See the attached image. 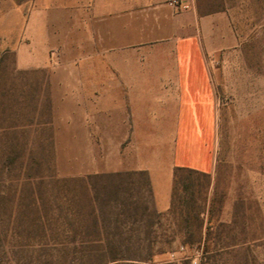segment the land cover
I'll return each mask as SVG.
<instances>
[{
  "label": "rangeland",
  "instance_id": "1",
  "mask_svg": "<svg viewBox=\"0 0 264 264\" xmlns=\"http://www.w3.org/2000/svg\"><path fill=\"white\" fill-rule=\"evenodd\" d=\"M196 2L202 14L227 13L236 43L207 58L217 106L213 174L177 172L164 214L142 175H84L116 147L86 146L63 121L55 129L51 93L25 89L16 51L3 50L0 36V264H94L113 252L145 261L133 264H264V0ZM35 3L0 0V16L18 8L27 16ZM20 39L6 28V44Z\"/></svg>",
  "mask_w": 264,
  "mask_h": 264
},
{
  "label": "crops",
  "instance_id": "2",
  "mask_svg": "<svg viewBox=\"0 0 264 264\" xmlns=\"http://www.w3.org/2000/svg\"><path fill=\"white\" fill-rule=\"evenodd\" d=\"M34 1L27 16L21 8L0 16L2 48L16 51L25 89L51 93L55 129L63 121L82 131L86 146L116 147L84 175L145 173L153 209L168 212L176 170L212 175L215 168L207 58L235 46L227 13L202 14L196 0L181 7L171 0ZM6 28L19 31L15 47L6 44Z\"/></svg>",
  "mask_w": 264,
  "mask_h": 264
},
{
  "label": "trees",
  "instance_id": "3",
  "mask_svg": "<svg viewBox=\"0 0 264 264\" xmlns=\"http://www.w3.org/2000/svg\"><path fill=\"white\" fill-rule=\"evenodd\" d=\"M181 170H182V169H178V170L175 171V173H174V178H177V172H179V171H181ZM139 175L144 176V178L146 177V179H147V183H148L147 185H148V187H149V180H148V177L146 176V174H145V173H139ZM81 182H82V181H81ZM61 183H62V186H63V187L69 185V182H66V180H65V181H62ZM86 183H87V182H86ZM149 192H150V190H149ZM170 210H172V208H170ZM94 224L97 225V222H95ZM95 225H94V226H95ZM89 241H90V240H89ZM89 241H87V239H86V240L82 241L81 244H86V243H88ZM90 242H100V241L93 240V241H90ZM243 243L245 244V242H243ZM89 244H90V243H89ZM89 244H88V246H89ZM235 245H237V244H230V245L224 246L223 248H228V247H230V246H235ZM158 253H160V252L158 251V252H156V253H152V254L150 255V257H154V256L157 255ZM105 257H107V256H104V255H97V256L93 257L94 260H97L94 264H110V263L118 264V263H116V262H118V261H124V263H122V264H133V263H127V261H128V262H130V261H137L138 263H141V262L143 263V262H145V261L137 260V259H134V258L120 257V256L118 255L117 252H113V253H111V254H110V257H109L108 259H106Z\"/></svg>",
  "mask_w": 264,
  "mask_h": 264
},
{
  "label": "built area",
  "instance_id": "4",
  "mask_svg": "<svg viewBox=\"0 0 264 264\" xmlns=\"http://www.w3.org/2000/svg\"><path fill=\"white\" fill-rule=\"evenodd\" d=\"M170 5L173 6V7H181L182 6V3H181V0H171L170 1ZM185 7V6H183ZM197 254H199V251L197 252ZM196 259L193 261V264H196Z\"/></svg>",
  "mask_w": 264,
  "mask_h": 264
}]
</instances>
